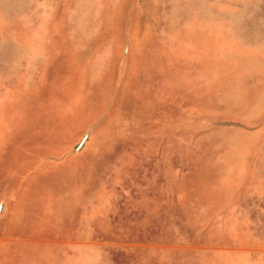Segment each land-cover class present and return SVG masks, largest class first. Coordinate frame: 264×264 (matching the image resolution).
I'll return each instance as SVG.
<instances>
[{
    "label": "rangeland",
    "instance_id": "1",
    "mask_svg": "<svg viewBox=\"0 0 264 264\" xmlns=\"http://www.w3.org/2000/svg\"><path fill=\"white\" fill-rule=\"evenodd\" d=\"M0 264H264V0H0Z\"/></svg>",
    "mask_w": 264,
    "mask_h": 264
}]
</instances>
